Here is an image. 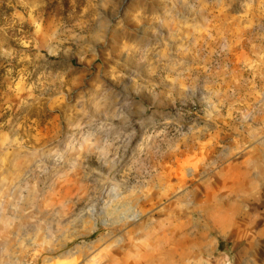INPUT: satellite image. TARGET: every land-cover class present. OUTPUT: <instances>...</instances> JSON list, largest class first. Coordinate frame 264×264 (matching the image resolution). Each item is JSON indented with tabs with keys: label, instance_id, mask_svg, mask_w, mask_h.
I'll list each match as a JSON object with an SVG mask.
<instances>
[{
	"label": "rangeland",
	"instance_id": "obj_1",
	"mask_svg": "<svg viewBox=\"0 0 264 264\" xmlns=\"http://www.w3.org/2000/svg\"><path fill=\"white\" fill-rule=\"evenodd\" d=\"M47 6L0 0V264H264V0Z\"/></svg>",
	"mask_w": 264,
	"mask_h": 264
},
{
	"label": "clouds",
	"instance_id": "obj_2",
	"mask_svg": "<svg viewBox=\"0 0 264 264\" xmlns=\"http://www.w3.org/2000/svg\"><path fill=\"white\" fill-rule=\"evenodd\" d=\"M44 3H46L48 6L43 10L44 11V19L47 21L49 20V16L50 13L52 11V5L55 4L56 0H43ZM71 47L74 46L70 45ZM63 57V59L65 60V63L70 65V68H64L59 64H53L51 60L47 61V67L53 68V70H63L65 72H68L69 74V78L73 75H78L84 66L80 65L79 62V58L76 55H71V56H64L63 53H61V58ZM90 80L92 79V77L89 78ZM87 85V82H86ZM109 86L110 87H116L115 85H113L112 83L109 82ZM117 91H122L121 88H116ZM88 91V86L83 87V88H79L76 89L73 92L72 98H71V102L75 103L76 100L79 97L80 92H87ZM129 118H130V127L129 129H127V131H135L136 136L133 139L131 145L128 147V151L126 153V157L121 165V171H123L126 167H129L132 164V160L133 157L136 154L137 148L139 146L140 143L143 142V137L149 132L151 131L153 128H150L148 126H144L142 127L138 121L141 119V117L139 115H136L134 113H129L128 114ZM144 119H147V116L143 117ZM70 133V129H68L67 127L65 128V139L67 138V135ZM123 154V153H122ZM89 164L92 167H99V164L94 160H90ZM99 215H103V213H100Z\"/></svg>",
	"mask_w": 264,
	"mask_h": 264
},
{
	"label": "crops",
	"instance_id": "obj_3",
	"mask_svg": "<svg viewBox=\"0 0 264 264\" xmlns=\"http://www.w3.org/2000/svg\"><path fill=\"white\" fill-rule=\"evenodd\" d=\"M224 192L225 191H223L222 193H224ZM226 213L227 212H226L225 207H222L221 205L217 207V216L218 217H225ZM206 221H207L206 223H208L207 226L211 227L212 230H214L215 232H217L221 235L227 236V235H231V233H234V234L240 233V230H236V231L232 230V227H233L232 223L230 224V223L226 222V220H224V221L221 220V221H217V222L213 223V221L211 219L207 218ZM199 233L201 234V237L199 239L200 242H205L206 240L210 242V239L209 240L207 239V238H209L208 232H206L204 230H200ZM215 241H217V238L215 239Z\"/></svg>",
	"mask_w": 264,
	"mask_h": 264
}]
</instances>
